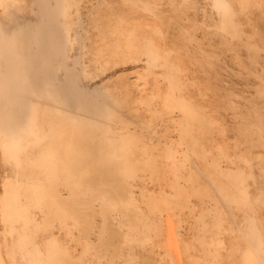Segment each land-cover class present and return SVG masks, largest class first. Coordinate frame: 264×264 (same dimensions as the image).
Segmentation results:
<instances>
[{
  "label": "rangeland",
  "instance_id": "rangeland-1",
  "mask_svg": "<svg viewBox=\"0 0 264 264\" xmlns=\"http://www.w3.org/2000/svg\"><path fill=\"white\" fill-rule=\"evenodd\" d=\"M33 31L25 123L65 114L99 169L65 151L79 186L48 182L41 146L21 134L17 168L0 130V264H264V0H0V79Z\"/></svg>",
  "mask_w": 264,
  "mask_h": 264
},
{
  "label": "bare ground",
  "instance_id": "bare-ground-1",
  "mask_svg": "<svg viewBox=\"0 0 264 264\" xmlns=\"http://www.w3.org/2000/svg\"><path fill=\"white\" fill-rule=\"evenodd\" d=\"M24 33L15 32L9 37L8 50L10 53L9 55L11 56L7 59V61H14L15 59L17 66L12 70L10 75L11 79L9 81L5 80L7 77L6 75L9 74L7 71L5 72L6 75L0 79V130L8 137L9 141L4 145L5 152L3 155L7 156V159L13 160L16 167L19 168L20 154L24 148V145L22 144V135L26 134L30 137V142L41 146V150L39 149L40 152L38 151L39 154L32 160L31 164L35 163L34 166L38 167L42 173L49 177L48 182H54L57 180L56 178H62L65 184L66 169L67 178H69L70 181L78 187L79 182L77 180H72L75 176L72 174L74 169L73 166L70 165V163L69 165L65 164V151H67L66 153L68 157H71L72 160L74 159L76 161V171L81 174H88L91 170L99 169V167L94 164V162L96 163V161H99L98 158L93 159L94 150H97L94 145L88 144V142H83V146L81 147H78L73 142L65 144V114L54 122L46 120V127L40 132L34 129V124L25 123V121L28 120V115H30V119H32L36 118V114L35 112L29 111L24 104L25 99L22 97L21 91L23 88H26L27 90L29 84L27 78H30V75H27L26 70L19 67V63L26 61L28 65L37 69V66L39 65L36 64L34 59L29 58L32 53H30L28 49L29 43L26 42L24 37L26 36L25 38H28V40L31 41L37 39L40 36V33L39 31H33L29 35ZM5 42L7 43V41ZM50 49L52 55L57 56L58 51L60 50L59 44L55 43V45H53ZM5 70H7V67ZM49 187L51 186L49 185ZM52 187L47 190L49 204L55 208L57 213H60L65 218V204H63V202H61V200L57 197L54 190H52ZM16 197L17 193L14 192L11 194L6 205L9 209L10 218L16 215V211L18 210L16 208L18 205V199L16 203ZM120 209L123 210L126 208L122 205ZM29 264H63V262L59 258L56 250H49L46 260L38 258L30 259Z\"/></svg>",
  "mask_w": 264,
  "mask_h": 264
}]
</instances>
